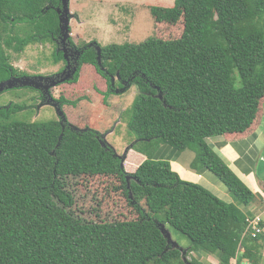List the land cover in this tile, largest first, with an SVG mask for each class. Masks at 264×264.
<instances>
[{"label":"trees","instance_id":"trees-1","mask_svg":"<svg viewBox=\"0 0 264 264\" xmlns=\"http://www.w3.org/2000/svg\"><path fill=\"white\" fill-rule=\"evenodd\" d=\"M62 7L61 0H0V82L25 75L10 63L6 47L20 53L48 42L55 44L54 63L64 60L57 50ZM211 12L216 18L209 22ZM152 15L169 24L183 19L182 35L109 44L100 52L89 47L79 63L93 65L106 79L105 100L127 83L136 86L128 128L140 142L164 143L177 154L191 149L196 153L193 170L212 173L239 205L249 206L254 192L207 140L237 139L258 125L264 100V0H176L175 7L154 8ZM114 76L119 77L116 86ZM79 96L62 94L58 101L77 106L86 101ZM26 109L17 103L0 107V205L34 207L50 193L71 208L75 199L64 177L105 176L119 179L115 190L137 216L2 228L0 264H212L187 261L185 256L195 251L216 255L219 264L234 261L248 219L239 205L182 179L168 160L148 156L140 163L138 157L129 172L116 149L107 141L103 145L102 133L89 126L76 129L63 113L62 120H27L32 113L19 119ZM158 221L190 240L185 255L169 243ZM261 235H248L240 263L261 264Z\"/></svg>","mask_w":264,"mask_h":264},{"label":"rangeland","instance_id":"rangeland-1","mask_svg":"<svg viewBox=\"0 0 264 264\" xmlns=\"http://www.w3.org/2000/svg\"><path fill=\"white\" fill-rule=\"evenodd\" d=\"M175 5L176 0H69L68 13L63 19L64 34L57 43V50L64 53V60L54 63L55 44L48 42L30 45L20 53L6 47L10 63L20 73H25L21 77H30L34 82L41 84L42 88L32 86L31 88L36 89L33 90L25 88L29 86L14 83L12 85L14 87L0 93V107L12 103L24 104L27 109L17 116L24 119L23 113L25 115L32 113L26 117L29 121L62 120L63 113L76 129L83 130L89 126L102 133L103 141L112 145L122 159L125 158L124 166L129 172L132 171L138 161V156L134 155V152L141 149L147 157H154L163 143L140 142L137 135L128 128L138 91L136 86L127 83L125 90L110 95L105 100L104 93L109 87L106 79L93 65H81L78 61L79 56L89 47H94L100 52L101 47L109 44H135L149 37L165 40L179 38L184 30L183 19L177 24H169L157 22L152 15L154 8L170 9ZM215 18L211 12L207 20L211 22ZM19 32L23 34L21 29ZM41 77L43 78L40 79ZM112 79L116 86L119 77L114 76ZM237 86H240L239 80ZM62 94L69 99L81 95L79 98L86 101H81L77 106H65L58 101ZM86 120L88 124L84 126ZM134 144H137L136 148L134 152H130ZM195 158L196 153L187 149L182 161L189 163ZM262 165L264 167V163ZM130 178L129 184L133 180ZM211 178L224 187L215 175L212 174ZM63 180L64 187L75 199V204L71 208L50 193L41 195V202L34 207L0 205V229L136 218V211L128 204L122 193L115 190L120 184L117 177L70 176L64 177ZM131 196L133 197L132 194ZM234 203L239 205L235 200ZM239 208L245 212L244 206L239 205ZM146 211L149 212L147 209ZM158 224L164 233L168 231L171 234L173 238L171 243H174L172 246L179 248L183 255L186 254L184 248L190 246V240L171 227L170 223L158 221ZM262 238L264 240V236ZM185 259L200 261L199 251L192 252L185 256Z\"/></svg>","mask_w":264,"mask_h":264},{"label":"crops","instance_id":"crops-1","mask_svg":"<svg viewBox=\"0 0 264 264\" xmlns=\"http://www.w3.org/2000/svg\"><path fill=\"white\" fill-rule=\"evenodd\" d=\"M264 100L261 104V117L257 127L247 134L237 138L229 139L226 136H216L207 140L209 146L223 158V160L232 168V170L250 187L255 194V199L249 206H244L245 214L250 218L261 215L264 222ZM186 151V150H185ZM177 154L174 148L167 144L161 146L160 151H156L155 159L168 160L172 169L179 173L184 180H194L195 183L202 185L211 193L227 203L234 202L233 197L226 187L218 185L211 178L208 171H195L191 167L193 159L189 163L182 161L183 154ZM134 152V150L132 151ZM140 159V163L146 159L143 153L134 152ZM263 162V163H262ZM139 163V164H140ZM262 163V164H261ZM194 171V172H193ZM196 172V173H195ZM264 236V233L261 235ZM246 236L241 243V251L239 260L244 249V241L248 239ZM261 237L259 241L260 254H262L261 263L264 264V240ZM250 238V237H249ZM237 256V255H236ZM199 259L202 261L218 264L219 259L216 255L199 252ZM236 259V257H235ZM235 259L232 263L235 262ZM250 262L249 259H243V262ZM251 263V262H250ZM252 264V263H251Z\"/></svg>","mask_w":264,"mask_h":264},{"label":"water","instance_id":"water-1","mask_svg":"<svg viewBox=\"0 0 264 264\" xmlns=\"http://www.w3.org/2000/svg\"><path fill=\"white\" fill-rule=\"evenodd\" d=\"M61 2L63 4V10H61V8H59L58 12H59L60 18H61V28H62V36H63L64 29H65L64 24H63V19H64V15L68 13L69 0H61ZM99 60H100V56H99ZM42 78L43 77H41L40 79H42ZM14 83H20V86H29V87L34 86L36 88H40L42 86L41 84L34 82L33 79H30V77H19V78L15 77V78L9 79L7 81L0 82V93L2 91H4L5 89L14 87V86H12ZM45 87H49V86H45ZM160 97L162 98V96H160ZM105 142L103 141V145H105ZM122 164L124 166L125 158L122 159ZM162 232L164 233V230H162ZM164 234L168 238L169 243H171V241L173 239L171 237V234L168 231H167V233H164ZM242 264H246V262H243Z\"/></svg>","mask_w":264,"mask_h":264},{"label":"built area","instance_id":"built-area-1","mask_svg":"<svg viewBox=\"0 0 264 264\" xmlns=\"http://www.w3.org/2000/svg\"><path fill=\"white\" fill-rule=\"evenodd\" d=\"M262 233H264V222H263V218L261 217V215H256L250 218L248 217L247 227H246V231L244 232L243 238L248 235H251L253 238H255L259 234H262ZM240 251H241V246L237 252L235 262L231 264H240L239 262ZM246 264H250V263L247 261Z\"/></svg>","mask_w":264,"mask_h":264},{"label":"clouds","instance_id":"clouds-1","mask_svg":"<svg viewBox=\"0 0 264 264\" xmlns=\"http://www.w3.org/2000/svg\"><path fill=\"white\" fill-rule=\"evenodd\" d=\"M240 260H241V258H240ZM240 260H239V261H240ZM242 263H243V261H242L240 264H242ZM249 263H250V262H249ZM250 264H251V263H250Z\"/></svg>","mask_w":264,"mask_h":264},{"label":"flooded vegetation","instance_id":"flooded-vegetation-1","mask_svg":"<svg viewBox=\"0 0 264 264\" xmlns=\"http://www.w3.org/2000/svg\"><path fill=\"white\" fill-rule=\"evenodd\" d=\"M19 78V77H18Z\"/></svg>","mask_w":264,"mask_h":264}]
</instances>
